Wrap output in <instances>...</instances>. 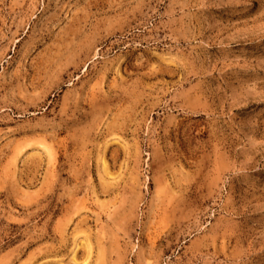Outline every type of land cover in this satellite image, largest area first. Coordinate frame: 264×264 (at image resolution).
<instances>
[{
  "label": "rangeland",
  "instance_id": "1",
  "mask_svg": "<svg viewBox=\"0 0 264 264\" xmlns=\"http://www.w3.org/2000/svg\"><path fill=\"white\" fill-rule=\"evenodd\" d=\"M0 264H264V0H0Z\"/></svg>",
  "mask_w": 264,
  "mask_h": 264
}]
</instances>
